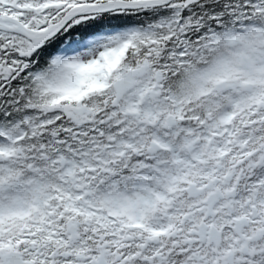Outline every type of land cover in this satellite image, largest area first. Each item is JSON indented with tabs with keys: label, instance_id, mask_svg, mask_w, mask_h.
<instances>
[{
	"label": "snow or ice",
	"instance_id": "obj_1",
	"mask_svg": "<svg viewBox=\"0 0 264 264\" xmlns=\"http://www.w3.org/2000/svg\"><path fill=\"white\" fill-rule=\"evenodd\" d=\"M0 264H264V0H0Z\"/></svg>",
	"mask_w": 264,
	"mask_h": 264
}]
</instances>
